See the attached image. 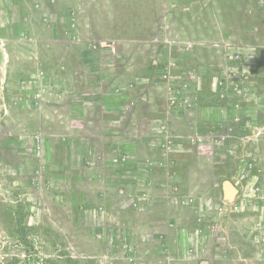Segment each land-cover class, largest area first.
I'll list each match as a JSON object with an SVG mask.
<instances>
[{
	"label": "rangeland",
	"instance_id": "rangeland-1",
	"mask_svg": "<svg viewBox=\"0 0 264 264\" xmlns=\"http://www.w3.org/2000/svg\"><path fill=\"white\" fill-rule=\"evenodd\" d=\"M0 264H264V0H0Z\"/></svg>",
	"mask_w": 264,
	"mask_h": 264
},
{
	"label": "crops",
	"instance_id": "crops-1",
	"mask_svg": "<svg viewBox=\"0 0 264 264\" xmlns=\"http://www.w3.org/2000/svg\"><path fill=\"white\" fill-rule=\"evenodd\" d=\"M139 147V146H138ZM176 149H171V151L169 152V156L170 155H172L173 153H174V151H175ZM157 151H159V150H157ZM163 151V150H162ZM159 153V152H158ZM158 153L156 154L155 152H149V153H147L146 152V154L147 155H145V154H138V156L139 155H144V156H140V157H143L144 159H145V157H147V156H154V155H157L158 156ZM162 156H164V151H163V154H162ZM136 189H139V187L137 186V188ZM148 189L150 190V191H152L154 188L153 187H148ZM223 190H224V188H223ZM238 191V190H237ZM153 196H151L152 198H151V205H153V204H155V202H156V197L158 196H156V194H155V190H153ZM224 194H225V191H224ZM160 195H163L164 196V194L162 193V194H160ZM219 196V195H218ZM223 198H224V200H226L227 198H226V194L222 197V199L221 200H223ZM228 201V200H227ZM219 204V203H218ZM152 221H150V223H149V231H147V232H154V231H156L155 229H158V228H161L162 226L160 225V226H158V228H156V226H154L153 225V223H151ZM165 251H167L168 252V254H175V249H171V248H168V249H165Z\"/></svg>",
	"mask_w": 264,
	"mask_h": 264
},
{
	"label": "water",
	"instance_id": "water-1",
	"mask_svg": "<svg viewBox=\"0 0 264 264\" xmlns=\"http://www.w3.org/2000/svg\"><path fill=\"white\" fill-rule=\"evenodd\" d=\"M223 188L226 194V198L228 201L233 200V196L237 193V188L230 182V181H225L223 183Z\"/></svg>",
	"mask_w": 264,
	"mask_h": 264
},
{
	"label": "built area",
	"instance_id": "built-area-1",
	"mask_svg": "<svg viewBox=\"0 0 264 264\" xmlns=\"http://www.w3.org/2000/svg\"><path fill=\"white\" fill-rule=\"evenodd\" d=\"M228 209H229L231 212H236V211L240 210V206H239L238 204H235V203H233V202H230V201L225 200V204L219 206L218 211L224 213V212L227 211Z\"/></svg>",
	"mask_w": 264,
	"mask_h": 264
}]
</instances>
